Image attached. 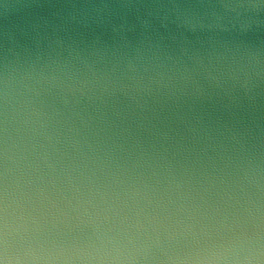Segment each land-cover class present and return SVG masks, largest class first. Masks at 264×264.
<instances>
[{"label":"water","instance_id":"obj_1","mask_svg":"<svg viewBox=\"0 0 264 264\" xmlns=\"http://www.w3.org/2000/svg\"><path fill=\"white\" fill-rule=\"evenodd\" d=\"M0 264H264V0H0Z\"/></svg>","mask_w":264,"mask_h":264}]
</instances>
